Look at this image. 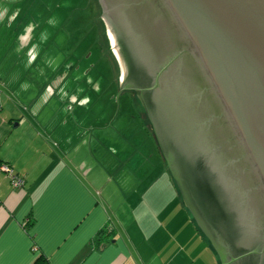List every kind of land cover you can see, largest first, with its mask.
Returning a JSON list of instances; mask_svg holds the SVG:
<instances>
[{"label": "water", "instance_id": "water-1", "mask_svg": "<svg viewBox=\"0 0 264 264\" xmlns=\"http://www.w3.org/2000/svg\"><path fill=\"white\" fill-rule=\"evenodd\" d=\"M95 15L216 264H264V0H95Z\"/></svg>", "mask_w": 264, "mask_h": 264}, {"label": "crops", "instance_id": "crops-1", "mask_svg": "<svg viewBox=\"0 0 264 264\" xmlns=\"http://www.w3.org/2000/svg\"><path fill=\"white\" fill-rule=\"evenodd\" d=\"M64 80L0 76V164L23 179L0 174V264H216L131 98L129 117L95 119L93 88L64 95Z\"/></svg>", "mask_w": 264, "mask_h": 264}, {"label": "rangeland", "instance_id": "rangeland-1", "mask_svg": "<svg viewBox=\"0 0 264 264\" xmlns=\"http://www.w3.org/2000/svg\"><path fill=\"white\" fill-rule=\"evenodd\" d=\"M0 8L6 10V17L0 18L1 77L13 69L15 81L43 88L44 78L61 71L65 75L62 94L87 86L93 88L84 98L90 103L89 111H94L92 117L97 119L98 112L109 120L114 116L129 117L133 109H123V100L127 102L129 96L118 91L101 50L95 0H0ZM27 29L32 31L28 46L24 42ZM29 46H34L38 54L32 67L25 54L29 53ZM25 72L28 75L24 77ZM130 98L134 113L142 118L152 135L133 93Z\"/></svg>", "mask_w": 264, "mask_h": 264}, {"label": "built area", "instance_id": "built-area-1", "mask_svg": "<svg viewBox=\"0 0 264 264\" xmlns=\"http://www.w3.org/2000/svg\"><path fill=\"white\" fill-rule=\"evenodd\" d=\"M0 174H3L13 189H20L23 186V179L15 175L5 164H0Z\"/></svg>", "mask_w": 264, "mask_h": 264}, {"label": "flooded vegetation", "instance_id": "flooded-vegetation-1", "mask_svg": "<svg viewBox=\"0 0 264 264\" xmlns=\"http://www.w3.org/2000/svg\"><path fill=\"white\" fill-rule=\"evenodd\" d=\"M126 93V94H128V96L130 97V93H133V91H130V90H123L122 92H120V93ZM135 97V96H134Z\"/></svg>", "mask_w": 264, "mask_h": 264}, {"label": "clouds", "instance_id": "clouds-1", "mask_svg": "<svg viewBox=\"0 0 264 264\" xmlns=\"http://www.w3.org/2000/svg\"><path fill=\"white\" fill-rule=\"evenodd\" d=\"M3 15H4V12L3 11H0V17H2Z\"/></svg>", "mask_w": 264, "mask_h": 264}, {"label": "trees", "instance_id": "trees-1", "mask_svg": "<svg viewBox=\"0 0 264 264\" xmlns=\"http://www.w3.org/2000/svg\"><path fill=\"white\" fill-rule=\"evenodd\" d=\"M146 121V120H145ZM147 122V121H146ZM147 125H148V123H147ZM38 262H40V260H38Z\"/></svg>", "mask_w": 264, "mask_h": 264}]
</instances>
